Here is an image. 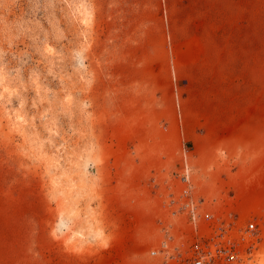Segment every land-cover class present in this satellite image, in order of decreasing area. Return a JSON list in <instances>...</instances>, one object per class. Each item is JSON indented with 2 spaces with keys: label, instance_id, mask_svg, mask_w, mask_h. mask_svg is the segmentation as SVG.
Masks as SVG:
<instances>
[{
  "label": "rangeland",
  "instance_id": "obj_1",
  "mask_svg": "<svg viewBox=\"0 0 264 264\" xmlns=\"http://www.w3.org/2000/svg\"><path fill=\"white\" fill-rule=\"evenodd\" d=\"M246 103L253 131H224ZM183 159L264 264V0H0V264H153Z\"/></svg>",
  "mask_w": 264,
  "mask_h": 264
},
{
  "label": "built area",
  "instance_id": "obj_2",
  "mask_svg": "<svg viewBox=\"0 0 264 264\" xmlns=\"http://www.w3.org/2000/svg\"><path fill=\"white\" fill-rule=\"evenodd\" d=\"M190 175L183 159L181 187L167 201L173 221L161 220V237L148 251L149 259L153 264H247L260 239L257 222H241L231 211L206 210Z\"/></svg>",
  "mask_w": 264,
  "mask_h": 264
},
{
  "label": "crops",
  "instance_id": "obj_3",
  "mask_svg": "<svg viewBox=\"0 0 264 264\" xmlns=\"http://www.w3.org/2000/svg\"><path fill=\"white\" fill-rule=\"evenodd\" d=\"M230 26H232V25H230ZM248 26H249V29H245L243 31V33L239 34V37H237V40H238L237 45H238V48L240 50V54L238 56L239 58L237 57V55H235V50H236L235 44H236V42L232 48V45H233L232 39H233V32H234L233 29L227 30L228 31L227 37L232 40L230 42V45H231L230 58H231L232 62H234L237 59L240 61L238 66H239L240 70L242 71V74L245 73L246 76H247V74H249V82L246 81V84L249 83V85H251L250 80H251V69H252V56L255 57V47L252 48V43L254 40L252 38L251 23H249ZM254 62H255V60H254ZM245 105H246L245 106V113L241 114L239 119L234 120L233 118H231L229 121L226 120L227 124L225 123L226 125H224L225 126L224 131H226L228 133L229 130L234 127V129H231V130H236L238 132V134L241 136L246 135L248 132L253 131V129L256 126L257 120H256L255 115H253L250 112H247L248 111V107H247L248 104L246 103ZM250 105L251 104L249 103V109L251 110ZM207 107H208V110L206 109L207 113H205V114L202 113L201 115H198V114H195L191 109H187L183 106L182 107V113H183V117H184L186 123L193 121L192 120L193 118L195 121H199L202 118L203 121L209 122L211 120L210 105L208 104ZM192 113H193L194 117H192ZM186 128H187V126H186ZM213 129H215V128H213ZM221 131H222V129H221ZM204 132H206V133L209 132V126L207 127L206 130H204ZM77 264H125V263H123V261L119 262V260H116V259L108 260L105 262L98 260V259H81V260H77Z\"/></svg>",
  "mask_w": 264,
  "mask_h": 264
}]
</instances>
